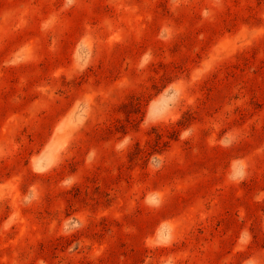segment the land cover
<instances>
[{"label": "rangeland", "instance_id": "1", "mask_svg": "<svg viewBox=\"0 0 264 264\" xmlns=\"http://www.w3.org/2000/svg\"><path fill=\"white\" fill-rule=\"evenodd\" d=\"M0 264H264V0H0Z\"/></svg>", "mask_w": 264, "mask_h": 264}]
</instances>
